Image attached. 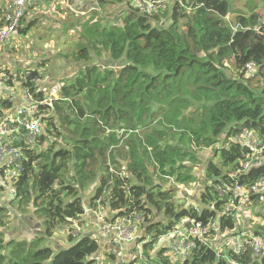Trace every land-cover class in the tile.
<instances>
[{
  "label": "trees",
  "instance_id": "1",
  "mask_svg": "<svg viewBox=\"0 0 264 264\" xmlns=\"http://www.w3.org/2000/svg\"><path fill=\"white\" fill-rule=\"evenodd\" d=\"M122 2L127 7L117 8ZM135 5L95 0L83 14L65 8L61 15L59 31L69 44L53 54L74 71L60 79L59 97L39 106L43 131L23 149L9 207L0 201V264H121L113 253H104L109 263L96 257L97 236L72 233L74 223L83 224L86 206L96 208L98 200L109 212H142L144 264H229L203 245L176 263L160 238L184 215L204 223L217 219L223 232L237 226L222 215L217 188L230 184L247 156L234 137L247 129L264 138V20L257 9L242 11L230 0H168L166 9L148 15ZM24 19L20 34L33 24ZM249 62L255 70L247 75ZM38 80L33 69L26 85L41 99ZM208 148L217 160L204 165L197 203L176 208L175 186L191 192L187 186ZM237 179L248 187L261 179L249 204L262 203L261 221L249 231L264 242V162ZM11 210L34 214L42 234H6ZM60 230L70 241L79 238L58 248L52 238ZM250 251L229 255L264 264V249L257 261Z\"/></svg>",
  "mask_w": 264,
  "mask_h": 264
},
{
  "label": "built area",
  "instance_id": "2",
  "mask_svg": "<svg viewBox=\"0 0 264 264\" xmlns=\"http://www.w3.org/2000/svg\"><path fill=\"white\" fill-rule=\"evenodd\" d=\"M29 2L30 0H13L10 15L6 18L7 20L0 23V48L4 42L18 33L17 27L24 14V6H28ZM167 4L168 0H136L135 7L139 14L148 15L157 10L166 9ZM254 70V63L249 62L244 72L250 75ZM30 72V70L8 69L0 65V186L4 189L12 187V183L18 176L24 156L23 149L31 148L43 131L44 114L41 113L39 106L51 104L59 97L60 84L57 82L49 88L38 85L40 89L37 90L43 92V97L37 99L26 85ZM16 89L20 90L23 95L22 104L18 106L13 102ZM234 140L247 148V156L240 160V166L230 175L232 179L230 184H226L225 188L218 187L217 191L224 199L222 215L239 222L236 220L237 216L246 205L251 203L250 194L259 190L261 179L248 187L239 184L237 176L249 170L253 165L264 162V138L246 129L236 135ZM175 187L182 196L183 188ZM192 204L188 201L186 206ZM82 215V219L90 215L100 222V232L104 239L100 248L103 251L116 254L114 246L121 253L124 244L133 242L137 243L139 251V246L142 244L140 243L141 237L146 236L143 233V215L140 210H130L126 207L123 213L109 212L108 208L98 200L96 208L86 206ZM72 227L73 235L81 233L82 226L74 223ZM160 239L164 245L168 246V254L176 263L190 259L199 245L213 249L217 257L222 256L229 264H243L231 259L230 252L244 254L247 249H250L252 259L257 261L264 249L263 240L247 229H237L222 234L219 220L204 223L189 215L175 220L171 229L166 231ZM141 254L140 249L137 254L140 260L142 259ZM124 262L121 260L114 263L124 264Z\"/></svg>",
  "mask_w": 264,
  "mask_h": 264
},
{
  "label": "rangeland",
  "instance_id": "3",
  "mask_svg": "<svg viewBox=\"0 0 264 264\" xmlns=\"http://www.w3.org/2000/svg\"><path fill=\"white\" fill-rule=\"evenodd\" d=\"M76 1L77 0H73L74 3ZM78 1H82V0H78ZM230 1L234 5L233 7L238 8L242 11H249L250 9H257L258 11H260V13L262 15V19L264 20V0H230ZM36 7H37V9H34L33 5H31V3H29L28 6L25 5L23 16L28 17L32 13H39V14L44 16V19L47 17L50 20V22H47L46 25L48 26V29L50 30L51 34H49V33L46 34L47 38H45L43 40V43L46 46H48L49 43L52 42L53 47L52 48L48 47L49 51H48L47 55L49 58L47 59V62H45V63H47L46 69L44 70L43 77H41V75H40V80L38 81L39 85H44V87L49 88L53 84L59 82L61 78H64L65 76L69 75L74 70V68H73L74 65L72 63L65 61V60L59 62L56 58V55L53 54L55 49H59V51H64L65 49L68 48L69 43L66 44V41H67L66 36H63L62 34H60V31H59V22L61 21L60 17H61V15H63V13H65L64 11H66L65 8H67V6H66V1H64V0H47V3L45 5L36 6ZM116 7L120 8V9L126 8L127 4L122 2V3H119ZM76 13L82 14L84 12L76 11ZM36 20H38V19H36ZM35 21L33 23L37 24V26L44 22V20L38 21L36 23H35ZM51 26H53V27L50 28ZM35 32H36V29L33 28L30 35H33V38L36 39V35H38V33H35ZM50 36H52V37H50ZM38 38H40V37L37 36V39ZM4 43L2 44V46L4 45ZM45 45H40V46L46 47ZM52 49H53V53L51 52ZM50 54H51V56H50ZM44 57H46V56H44ZM51 59H53V60H51ZM6 67L8 69H10L8 66H6ZM44 81H47V82H45V84H44ZM45 144L46 143H44L43 145H45ZM200 158H201V163H199L197 168H195V170H194V174H195L196 179L191 184H189L187 186L191 192L187 194V192L184 189L185 187H183V186H181L183 188L182 189V196L176 190L174 191V201H175L176 208L186 205V203L188 201L190 203H193V204L197 203L195 200V197H196L199 189L203 187V182H204L203 169H204L205 163L213 158L212 149L211 148L203 149L200 153ZM213 159H214V161H216L217 157L213 158ZM0 182H1V177H0ZM169 183L170 182H164V186L168 185ZM165 188H168V187H165ZM259 189H260V186H259ZM263 191H264V188H263ZM6 193L7 192H4L0 195V201H1V199L4 200V199L9 198ZM6 206L8 207L9 204L7 203ZM14 206L16 207V204ZM261 207H262L261 202L257 203V205H253V206H251L249 204L246 205L243 208V210L241 211V213L236 218V220L239 222H236L237 226L234 228V230H237V229H243V230L251 229L252 230L253 227L258 222L261 221V218L256 215V213L261 210ZM9 213H11L10 216H11L12 220H10L9 224L6 227H4L5 228L4 230L6 231V234H8V235L10 234V232L12 231V229L14 227V223H18L16 221V219L19 218V215L23 216V213L21 211H20V214H17V213L14 214V212L12 210H11V212L8 211L7 214H9ZM28 214H31V213L25 212V216ZM6 218H7V216H6ZM38 221L40 223L39 219H38ZM80 226H82V231L80 234H85L88 232V228L84 223ZM229 231H233V230H229ZM223 233L224 232L222 231V234ZM90 234H92V233H90ZM6 237H7V235H6ZM14 238L20 239L21 237L18 235H15ZM59 238L65 239L66 240L65 246L69 247L79 237H75L70 241V240H68V238L64 237V235L62 234V232L60 230V231H57V233L52 238V240L55 242V240L59 239ZM140 242L143 243L142 241H140ZM45 243L48 244L49 242L46 241ZM157 245H159V243H157ZM141 248H142V244H140V246H139V251ZM139 251H138V246L135 245L134 243L124 244L122 247L121 253L117 254V261L118 262H120L121 260L125 261V262H131L132 261V264H144L138 258L137 254L139 253ZM105 252H107V251L100 250L99 255L97 254L96 257L98 256L99 259L103 260V262L109 263L111 261V259H108L105 256V254H104ZM113 261H116V256H115Z\"/></svg>",
  "mask_w": 264,
  "mask_h": 264
},
{
  "label": "crops",
  "instance_id": "4",
  "mask_svg": "<svg viewBox=\"0 0 264 264\" xmlns=\"http://www.w3.org/2000/svg\"><path fill=\"white\" fill-rule=\"evenodd\" d=\"M66 1L67 9H71L70 11H73L76 13V11L85 12L90 8H93L95 6V0H82V1H76L75 3L73 0H64ZM12 2L13 0H0V23H3L6 18L11 13L12 8ZM31 5H33L34 9H37L36 6H42L47 3V0H30ZM78 14V13H76ZM83 14V13H82ZM38 19V20H36ZM36 20V21H35ZM40 25L37 26V24H34L35 21H43ZM33 23L31 28L26 30L24 34L17 33L15 36L8 39L4 45L0 49V65L2 66H8L10 69H15L19 71H26L33 69H37V71L40 73L41 77H43L44 70L46 69V64L48 57V47H53V43L50 42L48 46H46L43 43V40L47 38V33H49L48 26L46 25L47 22H50V20L46 17L44 19V16L39 13H32L28 17H25L24 19V25H29V23ZM51 26L50 28H52ZM33 28L36 29L35 33H38L36 35V39L33 38V35H30ZM37 36L40 37L37 39ZM42 36V37H41ZM52 37V36H50ZM40 45H45L46 47H41ZM40 48H39V47ZM53 53V49L51 50ZM51 53V54H52ZM50 54V56H51ZM46 56V57H44ZM52 58V57H51ZM53 60V59H51ZM43 64V65H42ZM74 68V67H73ZM76 68V67H75ZM74 71V70H73ZM73 73V72H71ZM70 73V74H71ZM39 81V80H38ZM37 81V84H38ZM47 81H44V84ZM39 85V84H38ZM44 86V85H42ZM23 95L20 90H15V95L13 97V102L16 106L22 104ZM11 187L8 189H4L1 193L7 192L8 199H4L3 203L6 205L9 204L10 199L12 198V191L10 190ZM12 193V194H11ZM9 207V206H8ZM31 213V212H30ZM84 224L88 228L87 233H92V235H95L100 240V246L104 242L103 237L101 236L100 232V222L96 220L93 216H86L83 217ZM18 223H14V227L12 231L10 232V235L14 237L15 235L20 236L21 238L31 239L33 237L39 236L38 234H42L40 229V223L37 219V217L34 214H28L25 216V213L22 215H19V218L16 219ZM34 228H38V232L35 231ZM134 243V242H133ZM141 243V242H140ZM55 244L58 248H65L66 240L65 239H56ZM136 245V242L134 243ZM123 247V246H122ZM113 249L116 251V254H114L117 257V254H119V251L116 250V248L113 246ZM102 250V248H101ZM122 251V249H121Z\"/></svg>",
  "mask_w": 264,
  "mask_h": 264
}]
</instances>
